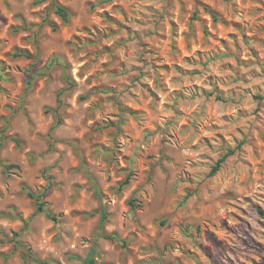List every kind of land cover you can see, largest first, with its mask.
<instances>
[{
	"label": "rangeland",
	"instance_id": "374dc122",
	"mask_svg": "<svg viewBox=\"0 0 264 264\" xmlns=\"http://www.w3.org/2000/svg\"><path fill=\"white\" fill-rule=\"evenodd\" d=\"M2 142L0 264H264V0H0Z\"/></svg>",
	"mask_w": 264,
	"mask_h": 264
},
{
	"label": "trees",
	"instance_id": "16d2710c",
	"mask_svg": "<svg viewBox=\"0 0 264 264\" xmlns=\"http://www.w3.org/2000/svg\"><path fill=\"white\" fill-rule=\"evenodd\" d=\"M56 13L63 19L64 22H68L70 20V13L68 11V9L66 7H64L63 5L61 4H56ZM211 14L215 17L216 16V13L213 12V11H210ZM18 56H26V57H30V53L28 52H25V51H21L19 53H17ZM59 102V107L61 105V101H58ZM59 107H57V109H55L56 111L59 110ZM11 139L15 140L17 143L18 141L12 137ZM4 145V143H0V149L1 147ZM225 158H221L217 164L215 165V167L213 168L212 172H211V175L215 174L219 169L220 167L222 166V163L224 162ZM6 168L10 169L12 167H17V165L15 164H6L5 165ZM131 180V174L128 175L125 180L122 182V184L120 185L121 187H124L125 185H127ZM27 189V187L25 188ZM27 193L28 195L31 197V198H34L36 199L37 201V211H46V203L45 201H43V198H42V195L41 194H35L34 192H32L31 190L27 189ZM187 199V196L184 198V201ZM133 202H134V199L131 200V204L133 205ZM100 214H101V218H100V229L103 228V225H104V222L106 221V219L108 218V214L105 210L104 207H101L100 210H99ZM48 215L50 217H52L53 219H56V217L54 215H52L51 213L48 212ZM102 234V233H101ZM105 236L106 238L108 239H114V240H117L118 238L114 235H111V236H106V235H103ZM17 238V237H16ZM15 238V241H16V244H20V245H24V243L21 242L20 239H16ZM97 254V249H96V246L93 247L92 251H91V254L84 260V263L85 264H96L97 261L95 259V255ZM25 256H27L29 259L35 261V262H39V258L32 252L31 248L28 247V250L26 251L25 253ZM26 257V258H27Z\"/></svg>",
	"mask_w": 264,
	"mask_h": 264
}]
</instances>
